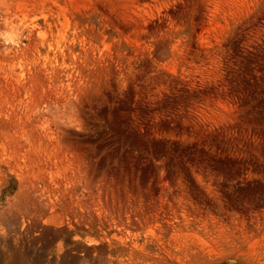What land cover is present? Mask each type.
Returning a JSON list of instances; mask_svg holds the SVG:
<instances>
[{
  "label": "rangeland",
  "instance_id": "obj_1",
  "mask_svg": "<svg viewBox=\"0 0 264 264\" xmlns=\"http://www.w3.org/2000/svg\"><path fill=\"white\" fill-rule=\"evenodd\" d=\"M0 209V264H264V0H0Z\"/></svg>",
  "mask_w": 264,
  "mask_h": 264
},
{
  "label": "bare ground",
  "instance_id": "obj_2",
  "mask_svg": "<svg viewBox=\"0 0 264 264\" xmlns=\"http://www.w3.org/2000/svg\"><path fill=\"white\" fill-rule=\"evenodd\" d=\"M16 204V203H15ZM13 204V205H15ZM30 207V206H29ZM26 208V207H25ZM7 214V211L2 212L0 209V224L2 223V219L5 218ZM28 220V219H27ZM27 220H21V211L18 209V212L15 214H10V212L8 211V216H7V229L4 230H0V239H11V241L14 239V237L16 236L15 233H17L20 229L21 231L23 229L26 228L28 222ZM121 220V219H120ZM123 220V219H122ZM149 224H152V221H149ZM121 225L124 227L125 223L123 221H121ZM127 227V226H126ZM118 228V227H117ZM167 228V227H166ZM205 228V227H204ZM117 230V229H116ZM206 231V230H205ZM20 233V232H19ZM116 233V232H115ZM121 234V233H120ZM21 235V234H20ZM115 235V234H114ZM113 235V237H115ZM117 235V234H116ZM124 236V235H123ZM19 237V236H18ZM118 238V237H117ZM116 238V239H117ZM121 238V237H120ZM123 238V237H122ZM160 240V245H165L166 246V241L165 238H163L162 236L157 237ZM156 238H154L155 240ZM15 240V239H14ZM122 240V239H121ZM124 240V239H123ZM127 240V239H126ZM199 240L201 241L203 248L202 249H206L207 246V238L205 236H200ZM5 241V240H4ZM7 242V241H6ZM2 243V242H1ZM122 243V242H121ZM87 246H94L96 247V249L101 246L100 240H98L97 238L92 239V243H88ZM134 246V245H133ZM131 248V247H130ZM95 249V251H96ZM99 250V249H98ZM135 252H138V248H135L134 250ZM97 252V251H96ZM135 252H132L131 254L133 255L130 258V264H168V262H173L174 264H189L190 260L186 259L183 260L181 258H177L174 257L173 255H171V253L168 250H165V257L164 258H160L159 262L157 263H150V262H144L143 260H136L135 259ZM141 252V251H139ZM143 253V252H141ZM98 254V253H97ZM102 254V253H101ZM95 255V254H94ZM117 255V254H116ZM82 256V255H81ZM110 256V255H109ZM79 258V257H78ZM77 258V259H78ZM83 258V257H82ZM81 261V260H80ZM96 261V260H95ZM95 261H88V260H84L82 264H115L114 259H109L107 261L103 260V261H97L95 263ZM123 264V263H120ZM127 264V263H126Z\"/></svg>",
  "mask_w": 264,
  "mask_h": 264
}]
</instances>
